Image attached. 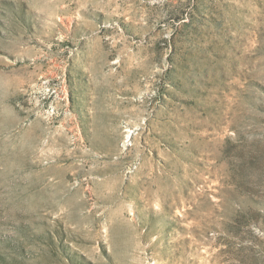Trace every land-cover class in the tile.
<instances>
[{"label":"rangeland","instance_id":"1","mask_svg":"<svg viewBox=\"0 0 264 264\" xmlns=\"http://www.w3.org/2000/svg\"><path fill=\"white\" fill-rule=\"evenodd\" d=\"M0 264H264V0H0Z\"/></svg>","mask_w":264,"mask_h":264}]
</instances>
